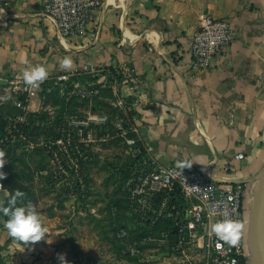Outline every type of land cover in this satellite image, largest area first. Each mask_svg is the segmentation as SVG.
<instances>
[{
    "label": "crops",
    "instance_id": "crops-1",
    "mask_svg": "<svg viewBox=\"0 0 264 264\" xmlns=\"http://www.w3.org/2000/svg\"><path fill=\"white\" fill-rule=\"evenodd\" d=\"M45 2L0 0V81H7L0 83V114L17 112L13 81H24L26 67L45 64L48 77L113 67L139 79L140 90L131 82L109 84L92 97L95 113L107 105L117 131L122 96L133 103L138 138L159 162L189 159L218 183H243L247 200L254 196L264 169V0H104L87 32L69 37L44 14ZM203 15L230 20L236 34L210 68L194 71L192 40ZM50 106L44 96L33 98L27 125L32 114L46 118ZM10 238L3 223L0 246Z\"/></svg>",
    "mask_w": 264,
    "mask_h": 264
},
{
    "label": "built area",
    "instance_id": "built-area-1",
    "mask_svg": "<svg viewBox=\"0 0 264 264\" xmlns=\"http://www.w3.org/2000/svg\"><path fill=\"white\" fill-rule=\"evenodd\" d=\"M103 2L104 0H46L44 14L55 20L59 35H82L89 29ZM235 34L230 20L203 15L192 40L193 70L210 68L214 59L231 44ZM124 77L138 93L141 81L131 74ZM60 80L64 85L68 84L69 88L63 89L68 97L92 98L110 86L107 81L78 83L69 74H62ZM119 82L116 80L114 83L118 85ZM40 90L41 83L30 86L24 81H13L17 112L6 116V131L0 145L8 147L16 138L26 139L23 125L27 124L32 99L42 96ZM116 105L118 112L115 125L131 151L130 177L123 185V192L133 213L135 225L149 229L150 239L178 253L184 264H250L244 184L218 183L213 177L200 171L189 159L172 165L162 164L137 136L131 115L133 103L119 96ZM49 109L55 112L54 107L50 106ZM56 118L57 115L52 123ZM63 118L66 127L58 128L61 138L48 143L45 141V146L53 154L58 166L57 179L67 178L69 193L77 197L79 193L75 187L76 181L82 192H87L86 172L82 165L92 158L86 141L91 136L90 127L106 124L109 119L105 114L77 119L69 112H65ZM237 158L242 159L244 155L241 153ZM224 220H231L238 225L235 234L227 240L213 229V225ZM168 222L173 226L163 229ZM126 235L128 234L124 229L121 236ZM129 252L135 255L141 253V250L130 244Z\"/></svg>",
    "mask_w": 264,
    "mask_h": 264
},
{
    "label": "rangeland",
    "instance_id": "rangeland-1",
    "mask_svg": "<svg viewBox=\"0 0 264 264\" xmlns=\"http://www.w3.org/2000/svg\"><path fill=\"white\" fill-rule=\"evenodd\" d=\"M69 99L72 116L77 119L106 112L110 122L107 128L92 125L91 136L86 138L92 154L84 164L88 196L64 201L68 180L57 179L58 166L45 146L46 129L56 115L51 111L32 127V132L25 131L26 139L16 138L7 147L13 148L15 155L4 165L8 175L3 181L4 188L0 187V200H6L16 188L23 190L24 202L31 200L44 213L48 233L45 239L30 246L11 237L0 246V260L7 264H62L63 254L71 264H184L178 253L141 233L130 207L123 203L120 192L130 177L127 165L131 151L114 129V114L104 103L99 113H95L91 97L69 96ZM3 193L7 195L5 198ZM252 198H245L248 221ZM5 220L0 215V225ZM124 229L128 234L125 237L121 236ZM130 244L139 247L141 253L129 252ZM23 247L28 252L25 258L20 250Z\"/></svg>",
    "mask_w": 264,
    "mask_h": 264
},
{
    "label": "clouds",
    "instance_id": "clouds-1",
    "mask_svg": "<svg viewBox=\"0 0 264 264\" xmlns=\"http://www.w3.org/2000/svg\"><path fill=\"white\" fill-rule=\"evenodd\" d=\"M62 63L67 66L70 60L65 58ZM48 75V67L45 64H36L23 70L24 83L30 86H38L47 79ZM7 161L6 149L0 147V187L3 188V181L8 175L3 170ZM25 196L23 190L16 188L6 200H0V215L6 217L4 228L11 237L15 241L28 242L30 246L33 242L46 238L48 226L43 219L44 213L38 205L31 200L24 202ZM237 227L238 225L231 220H224L213 225V229L226 240L235 234ZM60 259L62 264H71L63 254Z\"/></svg>",
    "mask_w": 264,
    "mask_h": 264
},
{
    "label": "trees",
    "instance_id": "trees-1",
    "mask_svg": "<svg viewBox=\"0 0 264 264\" xmlns=\"http://www.w3.org/2000/svg\"><path fill=\"white\" fill-rule=\"evenodd\" d=\"M69 75L72 78V80H75L78 83H84V82H90V81H97L98 82L100 80V78H103L102 82L107 81L110 84L114 83L116 80H118L120 82H129V81H127V79L125 77L118 74L117 70L113 67H106L103 69H95V70H92L89 72L83 71V72H78V73L69 74ZM60 76L61 75L49 76V77H47V79H45L41 83L40 94L45 97V105L52 103V107H55V106L60 107V110L58 112L57 118L55 119V122L48 125V127L46 129L45 141L47 143L49 141H55V140L61 138V133L58 131V128L61 127V129H63L64 127H66V123L64 121L63 115H64L65 111L68 110V107H67L65 97L61 96V92L63 91L64 88L66 89L69 87H68V84L64 85V82L60 80ZM98 105H99V101L97 99H95L94 107L97 109ZM68 111H69V113H73V111H70V110H68ZM45 115H46V112H42L40 114H32L29 118L30 124L29 125L24 124L23 129L25 131L32 132V127H34V125L36 124V122L38 120L44 119ZM6 116L7 115H3V114L0 115V139L3 138L5 135L6 124H7L6 123ZM0 147H4L6 149L7 159H8V161H10L13 158V156L15 155L14 149L13 148L7 149V147H5V146H0ZM8 161L6 163H8ZM82 167H84V166L82 165ZM129 167L130 166L127 165L128 169H129ZM75 187L79 193V195L77 196L78 200H81V199H83V197L88 196L86 192H82L83 190L81 189V187L79 186L77 181L75 182ZM68 188L66 190L67 196L64 199V201L69 199L70 197H72L71 193H69ZM172 226H173L172 223L168 222V223L164 224L163 229L168 228V227H172ZM138 229L141 231V233H144L145 235L151 234L149 229L141 228V227H138ZM0 264H7V263L3 260H0ZM24 264H26V263H24Z\"/></svg>",
    "mask_w": 264,
    "mask_h": 264
},
{
    "label": "water",
    "instance_id": "water-1",
    "mask_svg": "<svg viewBox=\"0 0 264 264\" xmlns=\"http://www.w3.org/2000/svg\"><path fill=\"white\" fill-rule=\"evenodd\" d=\"M7 84V81H0ZM247 242L250 264H264V169L260 173L254 196L250 201Z\"/></svg>",
    "mask_w": 264,
    "mask_h": 264
}]
</instances>
